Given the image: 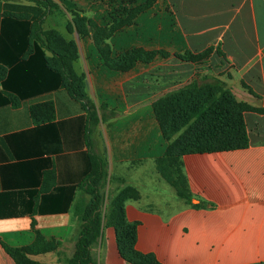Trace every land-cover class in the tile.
Wrapping results in <instances>:
<instances>
[{"label":"crops","instance_id":"0c3cea01","mask_svg":"<svg viewBox=\"0 0 264 264\" xmlns=\"http://www.w3.org/2000/svg\"><path fill=\"white\" fill-rule=\"evenodd\" d=\"M83 1L94 7V0ZM171 1L179 27L166 38L167 13H158L160 45L174 44L176 33L192 51L212 46L201 65L172 57L158 58L152 69L147 60L113 69L97 54L72 62L99 118L89 141L106 162L101 213L124 194L134 248L160 264H264V111L243 112L245 147L174 154L152 110L156 98L189 81L192 75L183 67L203 64L199 71L205 75L194 79H219L236 99L264 108V0ZM11 3L30 4L0 0V23L10 13L33 20L35 11ZM18 33L5 27L3 46ZM124 33L108 43L111 53L131 44ZM7 69L0 62V79ZM4 98L8 102L2 104ZM45 102L52 103L49 119L41 116L43 105L31 114L32 105ZM85 124L81 104L63 88L17 99L0 85V193L16 212L0 217V264H16L2 243L28 248L25 255L36 264H61L58 255L72 252L82 224L75 205L90 197L80 186L89 152ZM168 173L183 175L189 202L177 194ZM90 254L97 264H135L122 256L114 228L104 221Z\"/></svg>","mask_w":264,"mask_h":264},{"label":"trees","instance_id":"16d2710c","mask_svg":"<svg viewBox=\"0 0 264 264\" xmlns=\"http://www.w3.org/2000/svg\"><path fill=\"white\" fill-rule=\"evenodd\" d=\"M5 2L14 0H3ZM30 2L28 5L11 3L12 7L32 10L36 12L30 21L27 13L21 15H5L1 19L0 39V62H4L8 69L4 77L0 79L2 90L13 94L17 99H24L39 95L44 92L63 88L71 98L79 102L85 111V139L89 146L87 154V169L83 174L80 186L85 193L89 194V200L85 204H76L75 211L81 220L79 234L73 244L70 255H58L61 264H97L90 254L91 245L97 241L100 234L102 221L105 225L112 226L116 233L122 256L135 264H160L151 254H142L134 248L136 239L135 228L126 223L123 215L122 200L124 194L114 197L108 205L104 214L101 213L103 194L101 189L106 178V162L94 153L90 148L89 136L98 122V113L94 102L84 92V79L78 75L73 67L72 60L57 49V43L53 37H58L54 29H43L44 17L53 8H57L53 0H24ZM173 27L174 23L171 21ZM5 27L18 29L17 37L10 38L8 47L3 46V30ZM168 28V37L172 39L173 28ZM149 37H154L149 32ZM145 35V34H144ZM176 35V33L174 34ZM12 36V35H10ZM185 51L183 58L189 62L198 64L196 61L203 55L212 52V46H208L201 52L195 54L186 49L183 38L180 39ZM105 46L110 49L108 43ZM103 64L113 69L130 68L136 60L130 59L117 64L113 59H106L99 52V45L94 44ZM127 50V49H126ZM218 53V49L216 50ZM48 52V54H46ZM127 54V53H126ZM128 55V54H127ZM148 61V59H145ZM224 83L214 77H204L202 81L192 79L177 89L159 96L152 102L153 113L158 120L163 134L170 138L189 119L196 116L193 127L199 129V124L206 121L202 127V134L206 137L204 141L186 145L178 143L172 151L175 154L186 152H205L224 149L245 147L248 144L247 129L243 119L244 111L263 112L264 108L253 107L245 102L237 101L231 92L224 88ZM252 93L251 89L247 87ZM220 93L218 97L212 96ZM8 102L4 98L2 104ZM44 106L45 111L41 107ZM39 107H41L40 110ZM42 117L49 119L52 116V103L32 105L30 112L35 116L38 110ZM170 176V181L175 187L177 194L188 202L191 197L186 192L184 180L180 185L181 175L178 173ZM183 176V175H182ZM5 193H0V217L16 213L8 206ZM43 211V209H40ZM6 252L14 259L16 264H36L25 255L28 248L12 247L2 243Z\"/></svg>","mask_w":264,"mask_h":264},{"label":"rangeland","instance_id":"374dc122","mask_svg":"<svg viewBox=\"0 0 264 264\" xmlns=\"http://www.w3.org/2000/svg\"><path fill=\"white\" fill-rule=\"evenodd\" d=\"M94 1V7L83 0H80V2H67L66 0L54 1L57 8H53L43 19L42 28L54 29L57 31L58 37H53V40L57 43V49L72 60V62L79 63L77 61L80 58L87 59V57L96 56V54L100 57L95 48L94 50L91 48L87 50L85 46L81 45L82 42H90L93 43V45H99L100 48H98V50L102 56L106 59L112 58L117 64H122L123 61H127L128 63L130 59L142 58L143 62L145 59H148L150 69H152L158 58L174 57L181 62H187L182 55L185 51V47L182 46L180 41L182 35H175L174 44L165 45L164 47L160 45L161 42L158 32L161 30L157 29L163 25L160 21L161 17H157L158 13L162 11L167 13L166 22L164 23L166 29L170 26L172 27L171 21L173 23L175 22L173 25V27H175L174 30H178L179 27L176 19H174V17L172 18L173 7L171 0ZM98 14L99 16H97ZM125 29L127 32L126 36L131 44H129L127 50L111 53L109 48L105 46V43L111 42L112 38L116 36L118 37L125 34ZM141 29H144L145 35L141 34ZM149 32L154 36L152 39L149 37ZM186 49L190 50L188 45ZM192 50L190 51L195 54L202 51ZM207 57L208 55H203L199 57L196 62L198 65H201L206 61ZM183 68L186 69L187 73L190 72L192 75L188 79L189 81L194 79L195 75H205L203 71H199L201 68L205 69L204 64L198 68L187 66ZM186 82L180 86L184 85ZM224 88L228 89L233 96L236 94L231 88ZM219 94L220 93L213 95L210 101L218 97ZM236 100L240 101L238 99ZM195 118L196 116L189 119L171 135V140L174 141V147L180 142L181 144L185 143L186 145H190L197 141L206 140V137L202 134V127L206 125V121L200 123L199 129H196L193 127ZM170 174L176 176L178 173H168V175ZM180 175V185L183 186V176L182 174Z\"/></svg>","mask_w":264,"mask_h":264},{"label":"water","instance_id":"95a60500","mask_svg":"<svg viewBox=\"0 0 264 264\" xmlns=\"http://www.w3.org/2000/svg\"><path fill=\"white\" fill-rule=\"evenodd\" d=\"M192 202H196V200L195 199H192Z\"/></svg>","mask_w":264,"mask_h":264}]
</instances>
